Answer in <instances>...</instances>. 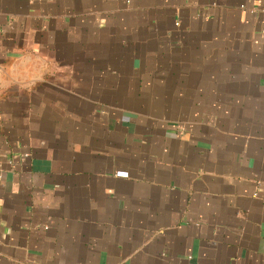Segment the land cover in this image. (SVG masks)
Listing matches in <instances>:
<instances>
[{"label": "crops", "instance_id": "1", "mask_svg": "<svg viewBox=\"0 0 264 264\" xmlns=\"http://www.w3.org/2000/svg\"><path fill=\"white\" fill-rule=\"evenodd\" d=\"M0 264H264V0H0Z\"/></svg>", "mask_w": 264, "mask_h": 264}]
</instances>
